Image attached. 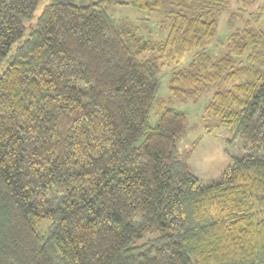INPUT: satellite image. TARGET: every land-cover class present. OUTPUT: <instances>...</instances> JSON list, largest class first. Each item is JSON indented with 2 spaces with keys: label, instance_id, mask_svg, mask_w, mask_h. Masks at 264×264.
<instances>
[{
  "label": "trees",
  "instance_id": "trees-1",
  "mask_svg": "<svg viewBox=\"0 0 264 264\" xmlns=\"http://www.w3.org/2000/svg\"><path fill=\"white\" fill-rule=\"evenodd\" d=\"M257 2L0 0V264H264ZM114 6L162 15L165 37L139 40L107 14ZM169 63V96L212 92L204 133L242 143L244 155L208 184L188 166L197 141L176 148L186 113L163 107L150 125Z\"/></svg>",
  "mask_w": 264,
  "mask_h": 264
},
{
  "label": "rangeland",
  "instance_id": "rangeland-1",
  "mask_svg": "<svg viewBox=\"0 0 264 264\" xmlns=\"http://www.w3.org/2000/svg\"><path fill=\"white\" fill-rule=\"evenodd\" d=\"M257 6L262 7V20L260 28L264 31V0H258ZM241 6V5H240ZM236 3H232L228 12H223L218 19V32L214 41L210 44L208 52L215 58L221 55L220 42L223 41L230 31L228 20L230 13L240 8ZM107 14L115 23L126 22L137 29L139 40L159 41L162 40L169 28L167 20L160 14L144 12L130 6L110 7ZM256 15L254 8H251L243 16V20L253 21ZM237 16V15H236ZM242 22L235 18L232 23L234 28L241 27ZM231 32V31H230ZM190 55H186L179 66H185L189 61ZM176 64L169 63L162 68L159 86L156 94L157 103L150 115V125L157 119V112L163 107H170L186 113L188 125L186 133L176 141V148L179 151L187 149L197 141L194 150L188 160L191 172L196 176L201 184H208L218 179L220 173L232 164L234 158L244 155L241 140L237 139L231 146L225 144L227 134L220 130L213 134H206L202 129L205 122L203 109L211 97V93H204L197 102L179 101L171 98L168 93V79L171 72L176 68Z\"/></svg>",
  "mask_w": 264,
  "mask_h": 264
}]
</instances>
